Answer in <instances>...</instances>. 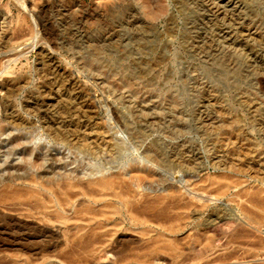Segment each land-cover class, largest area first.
Segmentation results:
<instances>
[{
	"label": "rangeland",
	"instance_id": "1",
	"mask_svg": "<svg viewBox=\"0 0 264 264\" xmlns=\"http://www.w3.org/2000/svg\"><path fill=\"white\" fill-rule=\"evenodd\" d=\"M233 1L0 0V144L35 138L58 174L83 157L145 173L137 207L103 216L9 201L0 264H264V0Z\"/></svg>",
	"mask_w": 264,
	"mask_h": 264
},
{
	"label": "bare ground",
	"instance_id": "2",
	"mask_svg": "<svg viewBox=\"0 0 264 264\" xmlns=\"http://www.w3.org/2000/svg\"><path fill=\"white\" fill-rule=\"evenodd\" d=\"M233 2H234L233 0H216V4L218 6H222L224 4L226 6H229ZM149 15L152 18H154L156 15V12H151V13H149ZM136 20H138V19H136ZM142 21H144V20H142ZM146 26H147V24H146ZM243 36L246 38H251L253 36V34L247 33V34H244ZM256 62H260L261 66H263V68H264V63L261 62V60H257ZM144 67H145V65H144ZM244 71H246V70H244ZM5 95H6V97H8V93H6ZM6 97L5 98L3 97V99L0 98V106L2 105V102H4ZM54 99H56V98H54ZM47 104H49V103H47ZM4 130H5L4 127L0 128V133L4 134L5 133ZM30 143H33L34 147H30V148L27 147L28 144H30ZM115 144H116V147L119 149V151L124 150L122 143L120 141L116 140ZM5 147L8 148V152L6 153V158L3 160L0 159V208H5L6 205H9V201L16 202L18 200L19 201L21 200V201L26 203V201L35 200L37 203H40L47 210H57L59 207H65V206L73 207L75 199L77 197H80V196L81 197H87L89 199V201H91V203L98 204L103 211L101 216L105 215L106 212H108L107 210H109L113 205L115 206V203L127 206L130 209H134L135 207H137V205L134 202V198H135L134 185H136L139 181H141L143 179V177L145 176V173L143 170H141L139 167H137L134 163H132V165L130 166L131 169L129 171L126 170L127 165L124 164V165L120 166L121 171L118 174H108V171L105 170L104 166H102V167L100 166L101 164L102 165L104 164L103 162L102 163L101 162L96 163V161L93 162L92 159L89 157L88 158L83 157V158L77 160V165L74 168L67 170L63 174H58L56 172V168H58V167L53 166V164L51 167L45 168L46 167L45 166L46 160H44L41 157L42 148L39 145H37V141L35 140V138L25 137L22 134L16 136L15 138H10V136L8 134L6 142H4L3 144H0V151ZM149 152H150V154H149L150 157L154 158V160L157 159L158 161L166 162L165 161L166 159L163 158L160 153H156L154 151H149ZM86 153L89 154V156L91 155V153H88V152H86ZM19 154L23 155V160L21 162H19L18 167H19V169H22L24 172L21 174H13L9 168V163H10L9 157L19 155ZM120 157L122 158V156L119 152V155L116 158L119 159ZM52 161H53L52 163L55 162L54 160H52ZM167 161H168V163H171V160H167ZM98 163H99V165H98ZM168 163L166 162V164H168ZM221 163H222V161H221ZM173 165L175 166L174 163H173ZM39 169H43V170L39 171ZM6 172H8L7 176H5ZM21 185L27 186V187H22ZM136 195H138V194H136ZM174 195H175V193H173L172 195L171 194L160 195L156 199H158L160 202H164L165 200L171 198V196L174 197ZM256 201H258V200H256ZM169 202H170V200H169ZM155 216H157V215H155ZM158 216H159V214H158ZM260 219H264V218H260ZM92 220L93 219L90 218L88 221L90 222ZM60 221L67 224L71 220L69 219V217L65 216L64 212H63V215L60 214ZM145 221H147L146 218H145ZM33 225H35V224H33ZM165 225H166V223H163V226H165ZM87 226H89V224H87ZM83 228H85V227H83ZM92 228L95 229L94 227H92ZM48 229H50V228L48 227ZM91 235L93 237H95L96 232L94 230H92ZM125 237H127V236H125ZM85 239H86L85 234L84 235L78 234L74 238V240H72V241L79 245V244H83L82 242ZM170 245H171L170 242L163 239L161 241H158L156 243L155 247L158 250H163V249H166ZM12 248H14V247H12ZM80 248H82V247H80ZM20 249L25 250L26 248L25 249L20 248ZM26 250H27L26 252H33V251L36 252V250L34 248L33 249H26ZM121 251H117L118 252L117 254H119V252H121ZM95 253L96 252L94 250L87 251L86 255L87 256H93V255H95ZM21 256H24V254L22 253Z\"/></svg>",
	"mask_w": 264,
	"mask_h": 264
}]
</instances>
